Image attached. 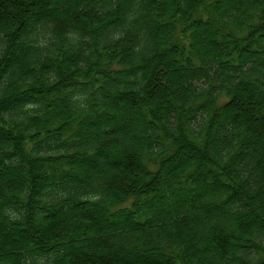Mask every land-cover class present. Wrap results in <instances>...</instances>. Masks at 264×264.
Segmentation results:
<instances>
[{
  "label": "trees",
  "instance_id": "16d2710c",
  "mask_svg": "<svg viewBox=\"0 0 264 264\" xmlns=\"http://www.w3.org/2000/svg\"><path fill=\"white\" fill-rule=\"evenodd\" d=\"M2 231L0 264H264V0H0Z\"/></svg>",
  "mask_w": 264,
  "mask_h": 264
},
{
  "label": "rangeland",
  "instance_id": "374dc122",
  "mask_svg": "<svg viewBox=\"0 0 264 264\" xmlns=\"http://www.w3.org/2000/svg\"><path fill=\"white\" fill-rule=\"evenodd\" d=\"M170 68V67H169ZM170 72H172V70L170 69ZM171 88H169V93H170V95H169V97H172V91H173V89H174V87L176 86L172 81H171ZM167 91V92H168ZM237 104H240V102L238 101L237 102ZM44 106V105H43ZM111 167H113V168H116V169H122V166L121 165H116V166H109V167H104L103 165H100V166H95V167H92V169H94V170H97V171H100V172H102V171H104L105 169H107V168H111ZM58 185H60V184H57L56 186H58ZM79 211H82L81 209H78V210H76V211H73L74 213H78ZM150 213V212H149ZM57 219V217H47L46 219H43V223L46 225V224H48L50 221H52V220H56ZM38 221V220H37ZM36 221V224L38 223ZM104 221V222H103ZM103 221H102V225H105V224H109L110 225V223L109 222H106L104 219H103ZM66 221H60L59 222V225H60V228L61 227H63V224H65V225H67L68 223L66 222ZM156 225H158V222L157 221H155L154 219H151V221H149V223L145 226H143V227H138V228H140V230L139 231H141V232H143V233H146V232H148L149 234H153V233H151V232H153L155 229H156ZM111 226V228H114V226H112V225H110ZM121 227H125V229H127L129 226H119V227H116V228H121ZM131 227H134V226H131ZM136 228H137V226H136ZM150 229V230H149ZM78 231V230H77ZM2 235H4V231H2V232H0V237L2 236ZM37 235H38V238H37ZM39 235H40V231H38L36 228H35V226H34V229L32 230V231H30L29 232V234H24L23 235V237L24 236H26V239H24L25 240V242H30V243H35V241L37 242H39L40 243V245L41 246H43V247H47L45 244H46V241H45V239H40L41 237H39ZM9 236V235H8ZM71 236V235H70ZM69 236V237H70ZM59 237V236H58ZM57 237V241H61L62 239L61 238H58ZM68 237V238H69ZM129 237L130 238H133V236H129V235H124V239L126 240V241H128V242H130V241H132V239H129ZM9 238H10V241L13 243V244H15L16 242H18V241H21L20 239H23V238H20V237H18V236H9ZM67 238V237H66ZM72 238V237H71ZM60 239V240H59ZM73 246V249L74 248H76L79 244H77V243H74V245H73V243H71L69 246H68V249H70V246ZM76 249H74V251H75ZM47 252V251H46ZM47 253H49V254H51L52 252L49 250ZM136 255H137V257L138 258H144V257H141L142 255H141V253H138V252H136ZM139 255V256H138ZM71 256V255H70ZM110 257V256H109ZM71 258H72V256L71 257H68L67 258V256H66V258L64 259V260H61L60 262H61V264H68L69 263V260H71ZM123 259V258H122ZM131 260H133V259H131ZM122 261H125V259L124 260H122ZM134 263V262H133ZM141 263H144V261L142 260L141 261Z\"/></svg>",
  "mask_w": 264,
  "mask_h": 264
}]
</instances>
